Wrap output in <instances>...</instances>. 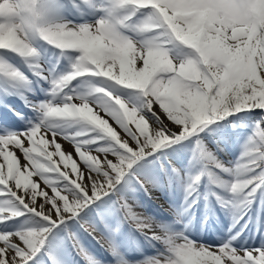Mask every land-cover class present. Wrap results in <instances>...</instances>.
Segmentation results:
<instances>
[{
  "label": "snow or ice",
  "instance_id": "1",
  "mask_svg": "<svg viewBox=\"0 0 264 264\" xmlns=\"http://www.w3.org/2000/svg\"><path fill=\"white\" fill-rule=\"evenodd\" d=\"M116 7L127 8L128 20L149 10L135 30L155 35L138 44L103 19L95 25H57L42 35L48 45L77 55L72 71L52 81L51 94L62 102L40 105L42 119L29 130L0 136V225L25 217L22 227L0 231V264H37L46 247L57 253V230L72 238L84 258L72 226L94 236L117 215L155 237L124 195L134 167L163 146L230 115L264 111V21L258 0H116ZM12 39L25 45L26 54L16 50L19 45L0 51L26 60L36 55L27 33L15 30ZM173 44L183 51L170 55ZM0 74L24 81L18 70L2 63ZM85 76L135 91L139 109L103 88L92 90L100 94L102 109L65 93ZM0 124H9L7 112H0ZM73 127L72 135L65 134ZM254 136L261 150L244 151L234 173L237 182L227 186L233 196L251 197L264 188V128ZM60 138L71 144L78 161L63 150ZM170 253L154 264H264V250L258 249L238 253L225 246L213 252L177 243Z\"/></svg>",
  "mask_w": 264,
  "mask_h": 264
},
{
  "label": "rangeland",
  "instance_id": "2",
  "mask_svg": "<svg viewBox=\"0 0 264 264\" xmlns=\"http://www.w3.org/2000/svg\"><path fill=\"white\" fill-rule=\"evenodd\" d=\"M38 4L39 6L42 5L43 7L44 6L46 7V5L49 6L57 5L60 4V0H39ZM112 8L115 9L113 6ZM148 13L149 10L146 9L137 11L136 14L132 16V19L130 21H126L125 23L123 22L120 25V27L122 26L120 28L121 32H119L116 27L114 28L116 29L117 33L120 36L127 38L128 36H125L127 35L126 30H129L131 28L136 29L138 25L144 22ZM29 43L30 46L35 49L36 55L38 54L39 61L42 63L43 61L45 63H49V67L50 66L52 67V69H48V67L45 66V68L43 69V71L47 73V78H48L47 81L50 85L52 84V81L72 71V65L74 63V59L77 53L73 51H62L56 49L55 47L48 45L46 42L38 38H31L29 40ZM169 52L170 55L175 56L176 55L175 47L170 45ZM8 58L9 59L13 58L11 64L13 65L14 69L20 72L22 71L20 69L21 67L27 64L29 65L30 63V61H28L29 59L26 60L11 52L0 51V61L9 62ZM60 58L61 60H59ZM54 60H57V62H55ZM29 76L33 77V75L30 74L28 75V79H30ZM95 88H103L109 91L111 95L119 97L122 100V102H124L127 106L137 107L139 109V99L135 91L123 89L121 86H117L112 82H105L101 78L88 77V76L79 77L76 80H74L69 86V88L65 89L64 91L68 95L83 96L85 97L86 102H91L98 108L102 109L103 101L100 98V94H97L92 91ZM51 93H52V86H50L49 88H47L46 86L43 90V94L41 93L43 97L37 101L35 100V98L33 99V101H35V104L37 105L36 109H38L40 105L45 103H57V100L54 98V96ZM89 93L92 94L89 95ZM59 98L62 99L61 97ZM60 102H62V100ZM36 112L37 113L34 115L35 120L30 119L29 121H27L30 124L28 125V128L25 131L29 130L33 125H38L40 123L42 119V113L38 110ZM110 123L112 122L110 121ZM223 126L235 127L236 130L240 132V133L236 132L235 134L236 139L239 137L236 141V147L240 148L242 151L239 152L240 153L239 155L237 153H234L232 155L234 156L233 159L239 160L240 157L243 158V153L246 149L252 152H257V150H255V146H258L259 144L256 143L257 137L254 136V133H258L260 129L264 128V111H259V110L244 111L230 115L220 121L207 125L198 133L192 136L185 137L183 140L177 141L170 145L163 146L161 149L156 150L152 155L148 156L146 159H142L134 167L131 173L135 175L136 179L137 177H139L140 180L143 181V185L144 186L146 185V187H148L147 189L145 188V190L147 191L151 190L159 194L161 196L160 197L161 202H164V204H168L170 206L169 208L174 209L173 215H177L176 213L178 212L175 211V208L179 207L178 205H182V204L186 205V206H182V209L180 210L179 213V215L184 214V217H186L187 214L185 207L191 204L192 198L188 196L190 194L189 192H191L193 188H191V191H188L187 194L185 192H183V194L180 193V189L183 190L184 188L185 190H188L189 188L188 186L190 185L189 181L192 180V178L196 176V174H198L197 171L198 161H195L197 156L196 157L194 156V152L196 151L199 160H201V154L199 149L200 139L203 136H207L208 134L211 135L210 129H214L215 127L221 128ZM0 127L2 128V124H0ZM13 130L14 129L12 128L3 130V132L4 131L5 132L3 134H0V136L25 132L24 130H20V131H13ZM64 131L65 134L72 135L76 131V128L75 127L67 128ZM96 147L97 145L91 146L93 150ZM235 154H237V156H235ZM20 158L23 159L22 155H20ZM38 159H40L41 162H43L42 157ZM76 160L78 161L79 157H77ZM238 166H240V164H238L237 162H233L231 163V166L228 169L226 168L223 170H214L213 168L209 169L210 185L214 184L213 185L214 187H217L224 193L222 194L223 199L222 200L220 199V201L223 204H225L224 205V207H226L225 212L227 213V215L225 216L224 229H229L230 231V233H228L226 236L221 235L220 239L216 238V242H215L216 245L210 246L208 245V243H205L206 245L203 244L204 245L203 246L202 244H199L196 241L195 243L188 241L186 237L178 239V241L175 240V236L172 237V234L174 233L180 236L181 235L180 231L184 229L185 225L183 224V226L178 228V230L175 228L170 229L169 222L171 221L169 219H168L169 221L162 222L163 219L159 221V219H157V217L155 216L150 217L149 215H146L145 212H143V210H146L148 208L149 205H147V203L149 201H147V199L145 201V199L143 198V196L145 197L142 188L143 186L140 185L141 183L139 182L138 179L137 180L134 179V182L131 179L127 184L128 191L125 192L124 195L128 199V201L134 205V211L140 217L147 220V222L151 225L152 229L153 228L155 229V227L158 228L157 230L156 229L155 230L162 234L160 240H162L161 242L163 243V245L161 246V249L163 250L167 248L166 251L164 252V255L161 256L162 253L155 250L156 254H161V255L154 256L155 254H153L152 257H147L146 255H144L142 258H140V253L144 251L142 246L140 247L142 240L145 239L143 237L144 232L142 233L140 230H138V228L135 226L134 223L124 220L122 216L117 215L108 220V225H109L108 228L102 225L104 231L103 229L98 227L96 233L94 234V236L97 239H100L103 245L106 246L108 250V254H110V256L113 258L109 262H105L103 259H101L103 260V262L102 261L100 262L98 260L101 247L100 248L94 247L95 243L92 240V238L87 234L88 232L81 230L76 225L72 226V231L75 232L76 239L79 240V244L84 253V258L83 256L82 258L84 259V261L87 260L89 264H154L156 260L169 259L171 255L170 248L172 245H175L177 243L180 244L188 243L195 248L202 247L205 248L206 250L216 252L225 246L231 248L227 240H229V242H235L239 244V247L237 246V248H231L237 251L238 253H242L244 251H250L253 249L264 250V197L261 199L259 196V193L261 192L260 189L264 190V188H258V191L254 192L251 195V197L233 196L227 190V186H229L231 183L237 182V178L234 175V173ZM171 167L173 168V170L171 169ZM171 170L173 172V178L175 180L174 182L176 184H179L178 186H176L175 192H173V184L172 183L168 184L169 183L168 178L170 176ZM219 173L225 176L224 177L217 176ZM49 175L52 176L53 178L55 176V174H49ZM35 178L37 179V177ZM185 179L186 181H184ZM58 186H62V182ZM48 191L50 192V189ZM162 195H164L163 198ZM252 199L255 201V203L251 202ZM258 202L262 203L263 205L261 209L258 208L259 211H256V207H258L257 206ZM143 204L147 206H143ZM172 204L173 206H171ZM135 206H139V207L142 206V208L135 209ZM246 209H249L252 213L250 214V212L246 211ZM156 213L162 216L158 210L156 211ZM258 213H260L261 216L260 218H258V223H259L258 228H256V226L253 225L251 229H248L249 227L247 226L248 223L246 222L247 221L246 217L249 214L251 216L250 219L254 224L256 221L255 217ZM177 217L178 216H176V218ZM197 218H201V215L199 214ZM24 220L25 217H21L19 220L10 221L6 225H0V231H14L23 226L22 222ZM177 220L179 222H183L182 219H177ZM122 222H124V224H122ZM211 229H213V227ZM88 231L90 232L92 231V229L89 228ZM57 232L59 233L58 236L59 249L57 253L54 254L49 252L46 247V252L50 253V256L53 257L52 261L50 262L52 264H83V262H78L80 256L78 257L75 256L74 254L71 256V253L69 252L71 247L67 245L68 244L67 241L64 240L65 233L61 232L60 230H57ZM256 232L257 234H255ZM84 236L86 237L87 240L85 239ZM153 240L156 241L157 243L155 237H153ZM105 241H107V243H105ZM148 244L150 246L152 245V243H150V239L146 240V243H143L144 248L148 249L147 246ZM44 255L45 254L43 252L40 254V256L37 258V264H47L46 261L43 262L42 260V256ZM72 259H74L73 261L74 263L72 262Z\"/></svg>",
  "mask_w": 264,
  "mask_h": 264
},
{
  "label": "bare ground",
  "instance_id": "3",
  "mask_svg": "<svg viewBox=\"0 0 264 264\" xmlns=\"http://www.w3.org/2000/svg\"><path fill=\"white\" fill-rule=\"evenodd\" d=\"M111 5L115 9H113ZM43 9L46 13L47 19L51 23L66 24L69 26L95 25L97 21L103 19L109 23H112V25H114V27H116L119 31V29L122 27H120V25L123 22L125 23L126 21H130L132 19H125L128 10L127 8L116 7V0H60V4L51 6L46 5V7H43ZM126 32L127 35L125 36H128V39L138 44L151 39L153 35H155L154 33H139L133 28L126 30ZM171 46L175 47V54L182 51V46L178 44H173ZM12 59L10 58L9 62L0 61V63L13 68V65L11 64ZM59 60H61V58ZM28 61H30L29 65L27 64L21 67L20 69L22 71H19L23 77L25 76L23 82L10 80L3 74H0V112L8 113L9 122L12 125H20V123L23 124L26 119L35 120L34 115L37 113V105L33 99L35 97H39L41 93L43 94L44 86L47 84V73L43 71L45 68V63L39 61L38 54L32 58H29ZM54 61L56 62L57 60ZM30 74L33 75V81L28 79V75ZM34 77L41 79L44 85L40 84L38 87V79ZM37 87L39 88L38 91ZM57 97L54 98L57 100V103H59L62 99ZM145 115L148 114L146 113ZM210 130L211 135L208 134L207 136H203L201 138L202 140L200 139L199 142L202 160L201 167H203V171H209L211 168L214 170H223L225 168L228 169L233 162L241 164V161L245 159L244 156L243 158L240 157L239 160L233 159L234 156H232L234 153L239 155V152L242 151L240 148L236 147V141L239 137L236 139L235 134L239 131L232 126H223L221 128L215 127L214 129ZM58 142L61 144L65 152L73 153V158L76 160L77 156L74 155V149L72 148L71 144H69L67 141H64L62 138L58 139ZM261 147V145L255 146V150L260 151ZM17 154L19 155V153ZM237 154H235V156H237ZM54 159L58 161L59 157H54ZM20 161L21 163H25L22 158H20ZM59 166L61 170H65L63 164H60ZM83 170L87 174V170ZM67 171H69V169H67ZM220 174L221 173H219L217 176L220 177ZM224 176L225 175L221 177ZM33 179L35 180L36 178L34 177ZM203 188L210 193L211 197H215L218 201L223 199L222 194L224 193L217 187L213 186L211 188L209 187L208 183L204 181V184L202 185V189ZM146 194L154 201V203L162 207L165 211H168V206L161 202L159 194L151 190H146ZM262 205V203L258 202L256 211H259L258 208L261 209ZM216 223L218 224L217 227L219 229L224 226L222 221L217 220ZM155 229L157 230L158 228L155 227ZM155 229L153 228L152 230L157 233L155 238L157 241H159L162 234ZM205 233L209 236H212L213 238L218 236V234L214 233V230L210 231L209 233L207 230ZM199 235L205 234L199 233Z\"/></svg>",
  "mask_w": 264,
  "mask_h": 264
},
{
  "label": "clouds",
  "instance_id": "4",
  "mask_svg": "<svg viewBox=\"0 0 264 264\" xmlns=\"http://www.w3.org/2000/svg\"><path fill=\"white\" fill-rule=\"evenodd\" d=\"M131 2L138 3V0H131ZM258 2L262 7L260 17L264 21V0H258ZM38 3L39 0H0V31L5 33V36H0V48L19 45L16 50L26 54L25 45L12 39L15 30H20L22 34L27 33L30 39L42 40L44 33L57 25H64L51 23L46 17L43 6H38ZM235 11L239 12V10ZM240 15L245 18L248 16L247 13H240Z\"/></svg>",
  "mask_w": 264,
  "mask_h": 264
}]
</instances>
